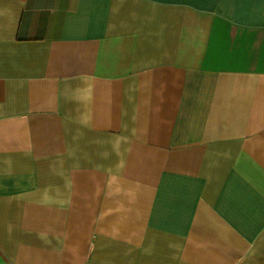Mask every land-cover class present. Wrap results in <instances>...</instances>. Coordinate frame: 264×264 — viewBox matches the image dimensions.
Returning <instances> with one entry per match:
<instances>
[{
  "label": "crops",
  "instance_id": "0c3cea01",
  "mask_svg": "<svg viewBox=\"0 0 264 264\" xmlns=\"http://www.w3.org/2000/svg\"><path fill=\"white\" fill-rule=\"evenodd\" d=\"M0 264H264V0H0Z\"/></svg>",
  "mask_w": 264,
  "mask_h": 264
}]
</instances>
